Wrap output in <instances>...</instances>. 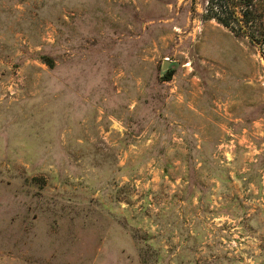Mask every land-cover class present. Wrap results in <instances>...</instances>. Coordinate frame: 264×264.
<instances>
[{"label":"rangeland","instance_id":"374dc122","mask_svg":"<svg viewBox=\"0 0 264 264\" xmlns=\"http://www.w3.org/2000/svg\"><path fill=\"white\" fill-rule=\"evenodd\" d=\"M207 4L0 0V264H264L263 50Z\"/></svg>","mask_w":264,"mask_h":264},{"label":"trees","instance_id":"16d2710c","mask_svg":"<svg viewBox=\"0 0 264 264\" xmlns=\"http://www.w3.org/2000/svg\"><path fill=\"white\" fill-rule=\"evenodd\" d=\"M205 19L215 20L237 37L259 45L264 57V0H208ZM46 62L52 66L49 58ZM171 72L165 74L168 80Z\"/></svg>","mask_w":264,"mask_h":264},{"label":"water","instance_id":"95a60500","mask_svg":"<svg viewBox=\"0 0 264 264\" xmlns=\"http://www.w3.org/2000/svg\"><path fill=\"white\" fill-rule=\"evenodd\" d=\"M167 67H168V63L165 62L164 65H163V69L165 70V69H167Z\"/></svg>","mask_w":264,"mask_h":264}]
</instances>
